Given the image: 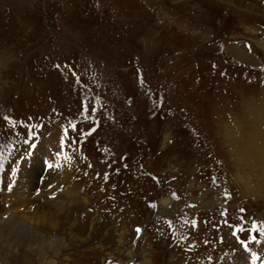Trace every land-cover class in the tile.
Segmentation results:
<instances>
[{"label":"rangeland","instance_id":"rangeland-1","mask_svg":"<svg viewBox=\"0 0 264 264\" xmlns=\"http://www.w3.org/2000/svg\"><path fill=\"white\" fill-rule=\"evenodd\" d=\"M263 100L264 0H0V264H172L200 229L262 262V171L218 129Z\"/></svg>","mask_w":264,"mask_h":264},{"label":"bare ground","instance_id":"bare-ground-1","mask_svg":"<svg viewBox=\"0 0 264 264\" xmlns=\"http://www.w3.org/2000/svg\"><path fill=\"white\" fill-rule=\"evenodd\" d=\"M140 93L142 94L141 91ZM241 117L242 118H237V117L234 119L230 118L229 121L225 120L220 123V128L218 129L221 135L220 144L222 145L224 143L225 145L226 150L224 151V153H226L225 155L227 156V158L230 159V161L229 160L228 161L232 163L233 172L236 173V171L242 167L251 170H254V168L258 167V169L262 171V194L256 191L254 187H249L245 182H242L238 185L240 189L239 195L241 200L244 199V197L250 198L251 196H253L256 197L257 199L262 198V202L264 203V100L262 101L261 105L256 104L255 102L254 103L247 102L246 104L244 103L241 110ZM166 142H167L166 138H163L164 147L167 146ZM26 168L31 170V168L29 167ZM27 173L29 178L27 177L25 178L27 182H25L22 178L21 185L24 187H33V182L31 181L32 174L29 171H27ZM235 179H237L238 181L237 183H239L238 178ZM158 201H161V208H162L161 211L158 213L159 215L163 216L167 214V217H170L168 215L175 212L176 208L173 209L172 207L171 209H167V206L169 205L168 200L159 198ZM42 204H45V206H50L51 208L55 209L57 213H59L58 215H52L50 217V219H52L55 218V216L56 218H58L60 214H62V211L68 210V207L70 209L71 203L70 202L68 203L66 201H51V202L47 201V202H43ZM214 205L217 206L219 205V203L215 201V203L212 202L209 205H205V207L214 206ZM9 219L10 217L9 218L5 217L4 221L2 222L6 228L5 227L2 228L3 225L0 227L1 228L0 237L4 234V232L7 229L12 228L13 223ZM159 233L161 235V232ZM194 233L197 237L196 239L197 241L195 244H193L190 241L193 239L192 237L190 240H188L189 238L184 239L185 234H182L181 236L182 239L175 242L171 240H165L166 241L165 243L163 241H161L160 243V241L158 240L159 241L158 246L160 247V251L164 253L163 256H165V258H168L169 256L172 264H174L176 258L179 260V262L175 264H230L231 260H233L235 257L241 254V252L239 251L240 253H237L234 257H232L231 260H229L230 259L229 257L232 253L233 244L231 240L227 238L228 234L227 236H224L223 233L220 232V234L217 235V238L213 236L215 241H213V237L211 241L209 235L206 234L207 229H200L198 232H194ZM228 233H231V231H229ZM190 235L193 236V233H191ZM5 240H1L0 238V247L10 248L11 251H13L16 254V248H15L16 245H6ZM60 241L63 240L59 239L58 241H54V242L52 241V242L61 243ZM175 243H177V245H175ZM2 244L3 245L5 244V246H2ZM31 246L33 247V245ZM35 248L37 247L34 246V249ZM39 252L40 251H37V253ZM170 252L171 255H168V253ZM129 254H131V252ZM40 258L41 256L39 257V259ZM258 259L259 257L256 256V260ZM135 261L137 262V260ZM261 263L264 264V257L262 258V262H257V264H261ZM1 264H6V263L5 261H2ZM49 264H53V262H49ZM137 264H145V263L143 261H140L137 262ZM235 264H241V263L238 259H235ZM249 264H255V263L250 262Z\"/></svg>","mask_w":264,"mask_h":264},{"label":"snow or ice","instance_id":"snow-or-ice-1","mask_svg":"<svg viewBox=\"0 0 264 264\" xmlns=\"http://www.w3.org/2000/svg\"><path fill=\"white\" fill-rule=\"evenodd\" d=\"M105 178H107V177H105ZM137 231H139V230H137ZM252 231H255V225L253 226ZM261 234L264 235V231H261Z\"/></svg>","mask_w":264,"mask_h":264}]
</instances>
